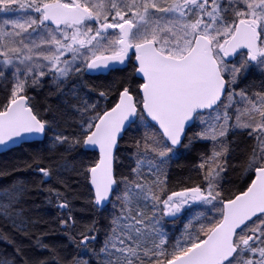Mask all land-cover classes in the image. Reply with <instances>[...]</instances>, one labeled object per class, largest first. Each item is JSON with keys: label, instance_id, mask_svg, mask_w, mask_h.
Wrapping results in <instances>:
<instances>
[{"label": "snow or ice", "instance_id": "6c2138e0", "mask_svg": "<svg viewBox=\"0 0 264 264\" xmlns=\"http://www.w3.org/2000/svg\"><path fill=\"white\" fill-rule=\"evenodd\" d=\"M0 264H264V0H0Z\"/></svg>", "mask_w": 264, "mask_h": 264}]
</instances>
